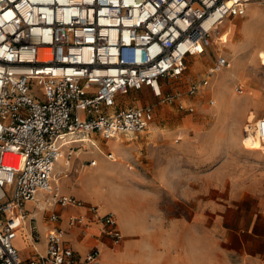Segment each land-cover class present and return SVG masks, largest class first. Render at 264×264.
Here are the masks:
<instances>
[{
	"label": "built area",
	"instance_id": "obj_1",
	"mask_svg": "<svg viewBox=\"0 0 264 264\" xmlns=\"http://www.w3.org/2000/svg\"><path fill=\"white\" fill-rule=\"evenodd\" d=\"M256 1L264 2L0 0V264H92L101 239L81 252L67 236L73 229L84 236L92 224L112 245L121 243L113 211L100 212L97 204L60 191L54 165L62 148L69 149L68 165L75 136L108 140L148 129L152 104L119 103L131 90L147 88L160 102L192 111L180 92L165 86L183 75L190 56L221 40L225 20L243 16ZM227 65L218 56L207 73ZM207 84L206 76L187 93ZM249 131L264 140V110ZM27 202L44 212L43 249ZM20 236L31 255L16 247Z\"/></svg>",
	"mask_w": 264,
	"mask_h": 264
},
{
	"label": "rangeland",
	"instance_id": "obj_2",
	"mask_svg": "<svg viewBox=\"0 0 264 264\" xmlns=\"http://www.w3.org/2000/svg\"><path fill=\"white\" fill-rule=\"evenodd\" d=\"M219 35L221 40L214 38L203 53L190 56L183 75L165 86V91L180 92L192 111L160 102L147 88L131 90L119 103L152 104L151 126L108 140L90 135L94 143H74L68 165L63 157L56 166L60 189L114 210L126 239L132 240L134 228L146 231L151 225L152 233L171 231L178 241L182 221L196 227L197 210L205 211V230L236 235L246 226L238 222L240 209L263 214L264 152L245 135L264 110V65L257 56L264 49V2L250 3L243 16L225 20ZM218 56L229 65L208 75ZM206 76L205 87L187 93L189 84ZM111 152L114 158L109 159ZM91 159L96 165L82 167ZM247 193L249 198L253 194L254 207L239 199ZM253 230L264 232V223H254ZM19 239L20 252L31 255L29 243ZM260 245L254 253H260Z\"/></svg>",
	"mask_w": 264,
	"mask_h": 264
},
{
	"label": "crops",
	"instance_id": "obj_3",
	"mask_svg": "<svg viewBox=\"0 0 264 264\" xmlns=\"http://www.w3.org/2000/svg\"><path fill=\"white\" fill-rule=\"evenodd\" d=\"M83 164L91 166L87 163ZM60 191L84 199V196L75 194L72 190L60 189ZM246 191L249 190L245 189V193ZM250 194V198L247 193L244 198L240 196L239 199L243 200L244 203L249 200L252 201L254 207L256 202H254L253 194ZM85 200L97 204L100 212H114L105 204L97 203V199ZM26 206L30 211V216L35 217L36 225L39 226L40 223V242L38 246L43 249L47 224L41 217L42 211L35 210L33 202H27ZM78 210L85 211L83 208ZM195 213L196 227L193 229L189 222L182 221L178 241H173L171 231L168 233L165 230L164 235H158L156 232L152 233L151 225L146 231L134 228L132 240L126 239L124 234H127V232L122 228L118 218V227L123 235V239L118 245H112L109 238L101 234L98 224H92L89 227V232L84 236L80 235L76 229L70 230L67 236L74 247L81 252H84L98 237L101 239V253L92 264H264V245H262L264 243V232L258 233L253 230L254 223H264V211L263 214L257 215L253 211L246 214L240 209L238 222H243L246 226L242 233L237 232L236 235L233 231L221 233L215 230H205V211L197 210ZM248 224H251V226ZM18 239L19 237L15 242L16 247ZM259 243L262 250L260 253L259 251L254 253ZM29 247L31 249V246ZM20 253L22 256H26L24 253Z\"/></svg>",
	"mask_w": 264,
	"mask_h": 264
},
{
	"label": "bare ground",
	"instance_id": "obj_4",
	"mask_svg": "<svg viewBox=\"0 0 264 264\" xmlns=\"http://www.w3.org/2000/svg\"><path fill=\"white\" fill-rule=\"evenodd\" d=\"M248 4H247V6H248ZM257 56H258L259 60L261 61V64L264 65V49L259 50ZM245 136L248 137V140H249V142L251 144L262 147V150L264 152V140L258 138V136L255 135L254 133H252L251 131H249L248 133H246ZM75 137H76V139L73 140V141H76V142H80V143L81 142H85V143L86 142H93L92 139H91V137H90V135L84 134V135H80L79 137H77V136H75ZM95 146H96V144H95ZM63 157L65 158V147L62 148L61 154L58 157L57 161L55 162L54 171L56 170V166L59 163L60 159H62ZM112 157L114 158V156H112Z\"/></svg>",
	"mask_w": 264,
	"mask_h": 264
}]
</instances>
